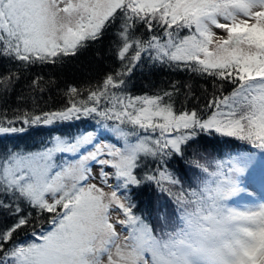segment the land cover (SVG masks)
Instances as JSON below:
<instances>
[{
	"label": "snow or ice",
	"instance_id": "snow-or-ice-1",
	"mask_svg": "<svg viewBox=\"0 0 264 264\" xmlns=\"http://www.w3.org/2000/svg\"><path fill=\"white\" fill-rule=\"evenodd\" d=\"M0 264H264V0H0Z\"/></svg>",
	"mask_w": 264,
	"mask_h": 264
},
{
	"label": "trees",
	"instance_id": "trees-1",
	"mask_svg": "<svg viewBox=\"0 0 264 264\" xmlns=\"http://www.w3.org/2000/svg\"><path fill=\"white\" fill-rule=\"evenodd\" d=\"M89 60H90L89 54H85L84 56L80 58V63L84 65L86 68H90L92 66L89 64ZM45 74L47 75V72ZM59 76H60V81H61V87H63L64 80L67 79L71 81L74 78L79 79L81 76V73L80 72L74 73L72 71H68L65 74H59ZM187 79H188V75L186 73H171L168 70H163V71H157L154 75L148 76L147 78H144L138 75L136 78V84L138 88L145 87V86L151 87L153 85L156 87H166L170 80H182L183 81ZM51 95L54 98L58 99L56 89H53ZM47 97H48V94H45V99H47ZM34 139L38 141L40 137H35ZM25 142L31 144L32 140L21 141V144ZM141 199L144 201L151 199L153 206H155L156 194L152 192L151 190H145V193L141 197ZM141 207L143 208L144 205L142 204Z\"/></svg>",
	"mask_w": 264,
	"mask_h": 264
},
{
	"label": "rangeland",
	"instance_id": "rangeland-1",
	"mask_svg": "<svg viewBox=\"0 0 264 264\" xmlns=\"http://www.w3.org/2000/svg\"><path fill=\"white\" fill-rule=\"evenodd\" d=\"M257 190H259V183L256 184Z\"/></svg>",
	"mask_w": 264,
	"mask_h": 264
}]
</instances>
